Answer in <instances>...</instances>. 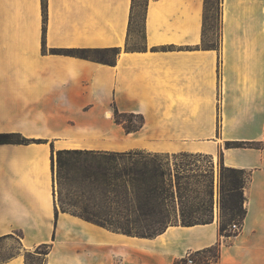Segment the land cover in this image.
Here are the masks:
<instances>
[{
  "label": "crops",
  "instance_id": "1",
  "mask_svg": "<svg viewBox=\"0 0 264 264\" xmlns=\"http://www.w3.org/2000/svg\"><path fill=\"white\" fill-rule=\"evenodd\" d=\"M146 0L141 46H131L137 0H0V264H174L218 244L215 221L153 237L113 231L58 208L52 149L202 153L249 172L240 231L218 264H264V0ZM214 22V21H213ZM115 49L111 60L76 49ZM119 112L141 114L126 132ZM110 134L116 147H109Z\"/></svg>",
  "mask_w": 264,
  "mask_h": 264
},
{
  "label": "trees",
  "instance_id": "2",
  "mask_svg": "<svg viewBox=\"0 0 264 264\" xmlns=\"http://www.w3.org/2000/svg\"><path fill=\"white\" fill-rule=\"evenodd\" d=\"M115 49H76L78 56L92 58L93 53ZM114 120L126 132L138 130L144 118L141 114L119 112L114 108ZM138 118V119H137ZM20 133L0 132V143H27ZM227 146L263 147L264 141H228ZM169 153L145 152L134 149L127 151L95 149H52V169L57 180L61 211H66L113 231H118L108 219H154L153 226L145 232L153 237L165 230L167 219L176 213L183 225L211 222L213 207V176L210 170H203L195 176L202 179L203 193L195 203L185 204L189 195L188 179L184 166L168 159ZM173 157L190 153H172ZM202 154V153H199ZM56 166V167H55ZM220 189L228 193V201L222 205L223 213L238 217L242 223L246 213L244 189L249 172L235 167L220 166ZM56 177V178H55ZM199 181V180H198ZM72 186V187H71ZM63 188L67 191L65 196ZM178 200L177 209L172 204ZM178 210V211H176ZM225 211V212H224ZM223 215V214H222ZM118 228V227H117ZM226 227L219 230L222 232ZM129 235H139L122 231ZM42 247L49 248V244ZM216 245L203 249L213 252Z\"/></svg>",
  "mask_w": 264,
  "mask_h": 264
},
{
  "label": "rangeland",
  "instance_id": "3",
  "mask_svg": "<svg viewBox=\"0 0 264 264\" xmlns=\"http://www.w3.org/2000/svg\"><path fill=\"white\" fill-rule=\"evenodd\" d=\"M146 0H137V8L135 11V28L136 31L131 37V46L139 47L141 46L142 42V32H141V18L144 12V5ZM219 0H207V9H208V15L211 17V23H216L215 19V13L217 8V3ZM214 21V22H213ZM114 56V53L112 51L108 52H99V53H93L92 58L98 59V60H111ZM138 119V118H137ZM110 143L109 147H116V135L110 134L109 137ZM143 150L145 152H151L145 148H134ZM130 149V150H134ZM168 159L170 165L173 167L174 163L177 165H182L185 168V174L192 176L188 179V188L190 190L189 195H197V197H186L183 199L185 204L195 203L198 198H201L203 196V193L200 192V194H196L194 190H201L202 189V179L196 177L195 175L198 173H201L203 170H210L211 174L213 176V207H212V221H215L218 225V233H219V242L221 239H224L222 235L225 234V230H227L228 226L233 222H240L238 220V217H234L232 219V216L229 214L223 213L222 205L224 202L228 201V193L225 190L220 189V166L222 163L217 162V158L215 157L214 160L211 159V157L207 154H199V153H190L186 156H177L173 157V154H168ZM56 167V166H55ZM56 178V177H55ZM199 180V181H198ZM55 196H56V202L58 204V208L61 209V204L59 201V194H58V185L57 180L55 179ZM72 187V186H71ZM63 195L67 193L65 188L62 190ZM172 204L177 209L178 207V200L175 197ZM178 211V210H176ZM225 212V211H224ZM223 214V215H222ZM171 219H167V225L173 226V225H183L182 219H180L179 216L176 215V213H173ZM154 219H108L109 222H112L114 227L118 230V232H122L124 230L131 231L132 233H139V235H143V237H146L145 232L148 231L149 228H151L154 224ZM91 222V221H90ZM96 224V223H95ZM200 224V223H197ZM101 226V225H100ZM226 227L224 231H220L219 229L222 227ZM118 227V228H117ZM106 228V227H105ZM123 233V232H122ZM216 245L218 248L219 245ZM17 244L15 240H11L10 244H6L5 246H2L0 248V259L4 258L5 256H8L12 252L16 250ZM39 252L38 255L33 254H26V259L28 261V264H44L43 261V254L46 252L45 247H41L36 250ZM213 252H215V249H213Z\"/></svg>",
  "mask_w": 264,
  "mask_h": 264
},
{
  "label": "built area",
  "instance_id": "4",
  "mask_svg": "<svg viewBox=\"0 0 264 264\" xmlns=\"http://www.w3.org/2000/svg\"><path fill=\"white\" fill-rule=\"evenodd\" d=\"M241 229V222L231 223L225 234L222 235L224 239L236 235ZM174 264H218V248L215 249V252L210 251H193L188 249L184 254L177 258Z\"/></svg>",
  "mask_w": 264,
  "mask_h": 264
}]
</instances>
